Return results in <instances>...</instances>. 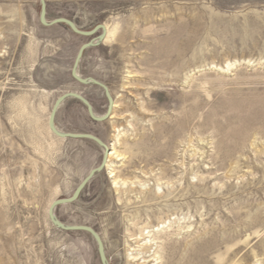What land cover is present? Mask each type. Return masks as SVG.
<instances>
[{
  "label": "rangeland",
  "instance_id": "obj_1",
  "mask_svg": "<svg viewBox=\"0 0 264 264\" xmlns=\"http://www.w3.org/2000/svg\"><path fill=\"white\" fill-rule=\"evenodd\" d=\"M40 15V0H0V264H102L91 234L48 216L103 161L49 129L67 93L106 114L104 90L71 75L101 32ZM46 18L116 31L77 71L109 88L111 118L67 99L55 122L114 146L121 181L105 169L57 219L96 231L108 264H135L141 235L150 264H264V0H47Z\"/></svg>",
  "mask_w": 264,
  "mask_h": 264
},
{
  "label": "water",
  "instance_id": "obj_2",
  "mask_svg": "<svg viewBox=\"0 0 264 264\" xmlns=\"http://www.w3.org/2000/svg\"><path fill=\"white\" fill-rule=\"evenodd\" d=\"M41 2V15H40V20H41V24L45 27H54L57 25H66L68 26L76 35L82 36V37H93L95 36L97 33L101 32V34L95 38L94 40H92L91 42H89L88 44L83 45L79 52L78 55L76 57V60L74 62V66L72 68V78L77 81L78 83L82 84V85H95L98 86L100 88H102L105 92V95L108 99V110L106 112V114L104 116H97L94 113L93 107L92 105L80 94L78 93H67L63 96H61L54 104L53 109L51 111L50 117H49V129L52 132L53 135H55L56 137H58L59 139H75V140H83V139H87V140H92L95 143H97L99 146L103 147L104 149V157H103V161L101 163V165L93 170L90 171V173L88 174V176L82 181V183L77 187V189L75 190V192L73 193V195L68 198V199H61V200H57L55 202H53L49 208L48 211V216L49 219L51 221V223L58 229L63 230V231H67V232H86L89 233L93 236V238L96 240L97 244H98V249H99V255H100V260L102 264H108L107 263V259L105 256V248L102 242L101 237L99 236V234L94 231L93 229L89 228V227H72V226H67L65 224H63L62 222H60L57 217L55 216V210L60 207V206H65V205H69V204H73L74 202H76L82 192L84 191V189L87 187V185L89 184V182L99 173L103 172L106 169L107 166V162H108V156L110 154V149L109 147H107V145L100 140L99 138H97L94 135H90V134H71V133H63L61 131H59L56 127V115L60 109V107L62 106V104L67 100V99H76L80 102H82L86 108H87V112L89 117L96 123H103L106 122L107 120H109L111 118V115L113 113V107H114V99L111 96V93L109 91V88L104 85L103 83L94 80V79H83L82 77H80L77 73L81 59L83 58V55L85 53L86 50L90 49V48H94V47H98L99 45L103 44L105 37H106V27L105 25H99L97 26L94 30L90 31V32H83L80 31L78 29V27L75 25V23H73L71 20L68 19H57L54 20L52 22H48L47 21V0H40Z\"/></svg>",
  "mask_w": 264,
  "mask_h": 264
},
{
  "label": "bare ground",
  "instance_id": "obj_3",
  "mask_svg": "<svg viewBox=\"0 0 264 264\" xmlns=\"http://www.w3.org/2000/svg\"><path fill=\"white\" fill-rule=\"evenodd\" d=\"M106 27V32H107V34H106V37H105V40H104V44L105 43H107V42H111L112 41V39L115 37V34H116V31L113 29V30H109V28L107 27V26H105ZM79 75V74H78ZM80 76V75H79ZM81 77V76H80ZM114 107H117L115 104H114ZM114 107H113V109H114ZM112 116V115H111ZM120 157H121V155L119 154V152L116 150V148L114 147V146H111V148H110V154H109V156H108V162H107V166H106V170L109 172V177L111 178V179H113V181H114V184L116 185V186H118L119 184H120V182L119 181H121L120 179L118 180V175H117V172H116V170L114 169V166H113V163H112V159H114V158H119L120 159ZM118 159V160H119ZM112 160V161H111ZM124 182H122V184H123ZM126 183V182H125ZM125 183H124V185H125ZM152 232H155V231H152ZM151 232V233H152ZM145 234V233H144ZM150 234V233H149ZM144 237H147V236H145L144 235ZM151 236H148V238H150ZM138 239V238H137ZM137 239H136V243L135 244H137V245H133V240H131V241H129V242H131V243H129V249H128V252L130 253L129 254V256H130V258L135 262V264H150V262L151 261H149V259L147 258V255H148V253H147V255H145V253L142 251V252H139V251H141V248L142 247H146V248H148L149 247V249H153V246L155 245V244H152V243H148V242H146V244H144V245H140V241H146V239L147 238H143V235H141V237L138 239L139 241H137ZM157 255H159V253H157L156 252V256ZM151 257V256H150ZM152 258V257H151ZM151 260V259H150ZM156 260V259H155ZM158 260V259H157ZM132 262V261H131ZM159 264V263H158Z\"/></svg>",
  "mask_w": 264,
  "mask_h": 264
}]
</instances>
